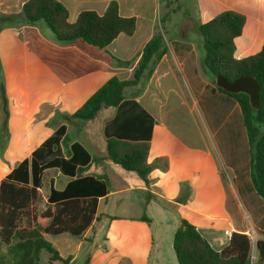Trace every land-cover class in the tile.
I'll return each mask as SVG.
<instances>
[{
	"label": "crops",
	"instance_id": "obj_1",
	"mask_svg": "<svg viewBox=\"0 0 264 264\" xmlns=\"http://www.w3.org/2000/svg\"><path fill=\"white\" fill-rule=\"evenodd\" d=\"M25 1L7 2L16 11L0 27V150L4 148L0 183L23 160L30 159L61 124L66 125L73 142L82 144L92 157L101 158L87 173L106 177L110 183V192L99 198L96 218L84 235H59L67 237L68 244L77 239L75 254L63 253L53 244L60 256L70 257L69 264H74L79 252L89 245L83 264L87 259L89 264H109L113 253L112 264H178L173 238L181 219L192 223L218 251L228 245L234 233L247 234L255 243L252 254L255 250L256 255V242L264 240V200L251 182L242 112L235 100L216 88L204 66L201 39L196 35L164 38L168 53L154 73L125 90V99L137 102L155 120L147 141V162L153 169L146 186L137 173L106 157L108 136L120 127L115 124L118 108H103L86 122L66 119L48 123L56 112H76L110 78L131 79L144 46L159 32L155 30L140 43L133 40L135 34H121L105 50L81 40L59 42L43 22L28 24L17 15ZM58 1L68 9L69 4L79 8L70 20L74 22L82 10L103 14L114 0ZM115 1L121 16L135 17L134 5L143 6L149 0ZM226 10L246 17L242 35L235 39V57L258 53L264 45V0H198L197 24ZM153 24L147 21L143 29L147 31ZM130 120L128 117L126 124L130 125ZM6 128L8 141L4 139ZM121 129L129 131V139L140 135L131 128ZM62 149L68 156L66 147ZM72 180L74 177L58 169H46L41 189L44 198L51 188L64 190ZM144 215L149 222L141 219ZM155 221L161 233L171 239L167 252L159 244L160 237L151 232ZM102 224L109 228L103 247L97 249ZM227 230L230 235L225 234ZM55 262L63 264L50 258L47 264Z\"/></svg>",
	"mask_w": 264,
	"mask_h": 264
},
{
	"label": "trees",
	"instance_id": "obj_2",
	"mask_svg": "<svg viewBox=\"0 0 264 264\" xmlns=\"http://www.w3.org/2000/svg\"><path fill=\"white\" fill-rule=\"evenodd\" d=\"M17 15L28 24L43 22L59 42L81 40L103 50L119 35L132 36L137 29L136 17L121 16L115 0L103 14L82 10L74 22L70 21L68 8L58 0H27ZM245 23L243 14L226 10L206 23L197 24V30L203 39L204 66L211 73L215 86L218 75L230 81L250 76L259 85L258 112L252 109L246 94L216 88L240 106L250 147L251 182L264 200V45L254 55L235 57V39L242 35ZM167 53L168 46L163 33L159 32L144 46L131 79L110 78L76 112H56L48 125L66 119L86 122L95 119L103 108H118L115 124L120 127L108 136L106 157L124 170L137 173L149 186L148 175L153 165L147 162V141L155 120L137 102L126 100L124 93L127 88L137 86L142 78L150 77ZM117 60L124 65L130 64ZM128 117L131 118L130 125L125 122ZM121 128H131L140 135L136 140L129 139L126 133L129 131ZM4 134L8 141L7 128ZM62 146L66 147L68 156ZM3 154L4 148H1L2 159ZM99 161L101 158L92 157L82 144L73 142L66 125L61 124L33 151L30 159L23 160L5 176L0 183V264H44L40 261L43 250L50 254L51 261L70 263L71 258L63 259L45 235L69 234L81 238L90 228L96 218L99 198L110 192L106 177L87 173L89 166ZM50 168L58 169L74 180L64 190L51 188L45 199L41 192L43 172ZM42 204L44 208H40ZM141 219L150 221L146 215ZM252 244L247 234L234 233L228 245L218 251L186 219L180 220L173 238L178 264H252ZM256 249V264H264V240L256 242ZM85 264H89V259Z\"/></svg>",
	"mask_w": 264,
	"mask_h": 264
},
{
	"label": "rangeland",
	"instance_id": "obj_3",
	"mask_svg": "<svg viewBox=\"0 0 264 264\" xmlns=\"http://www.w3.org/2000/svg\"><path fill=\"white\" fill-rule=\"evenodd\" d=\"M9 0H0V27H2L5 22L9 19V15L12 14V12H15L16 9L13 8V6L10 7V3H7ZM12 5L17 3V0H10ZM75 5L69 4V12H70V20L71 18L74 19V15L77 12L79 8H74ZM156 12V13H155ZM124 13V9H123ZM130 13V12H128ZM136 19H137V29L134 33V39L136 42L140 43L144 41V38L148 37L151 33H155V30L158 32L163 33L164 38L170 39L171 37L175 35H190L194 37L193 35L198 36L201 40L200 43H203V39L201 35L199 34L197 30V13H198V0H149L146 2V5H134L133 12H132ZM153 20L156 22L155 25L153 24ZM149 21L153 24V26L145 31L143 28V23ZM196 43H199L198 40H196ZM119 168V167H118ZM68 177H65L67 179ZM114 188L116 187V182L114 181ZM44 192V190H43ZM43 194V193H42ZM40 208H44V204L40 205ZM148 217H152L151 213L147 214ZM155 220L163 219V218H157V216H153ZM149 226V225H147ZM108 224H102L100 226L101 235L99 236L97 242L95 244H99L98 248L103 247L104 245V236L107 234L108 230ZM149 228V227H148ZM151 232L155 236H159V244H163L164 251H168V247L171 244V239L167 237L166 233H161V227L158 221H155L154 224L151 225ZM158 237V238H159ZM48 240L55 244L63 253H72L75 254V245L77 243V239H72V244H68L65 241V236H57L52 237L48 236ZM85 244H91V243H85ZM255 244V243H253ZM108 247L114 244H107ZM89 245L84 248L82 251L78 254V259L74 264H83L84 257L86 255V252L89 250ZM254 256L252 264H256L257 262V254L255 255L254 250ZM50 258V254L47 251H42L40 256L41 263L47 264L48 260ZM109 264H112V262L115 259V254L113 253L109 257ZM57 264V262H55Z\"/></svg>",
	"mask_w": 264,
	"mask_h": 264
},
{
	"label": "water",
	"instance_id": "obj_4",
	"mask_svg": "<svg viewBox=\"0 0 264 264\" xmlns=\"http://www.w3.org/2000/svg\"><path fill=\"white\" fill-rule=\"evenodd\" d=\"M216 86L230 93H244L249 97L252 109L256 112L260 109V88L254 77L242 76L233 81L222 75L216 77Z\"/></svg>",
	"mask_w": 264,
	"mask_h": 264
},
{
	"label": "built area",
	"instance_id": "obj_5",
	"mask_svg": "<svg viewBox=\"0 0 264 264\" xmlns=\"http://www.w3.org/2000/svg\"><path fill=\"white\" fill-rule=\"evenodd\" d=\"M225 234H226V235H230L231 233H230L229 230H227V231H225ZM254 258H255V256H254V254H252V257H251L252 262H253V259H254Z\"/></svg>",
	"mask_w": 264,
	"mask_h": 264
}]
</instances>
